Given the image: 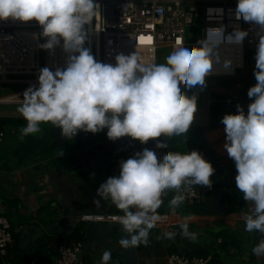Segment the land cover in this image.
I'll return each mask as SVG.
<instances>
[{"label":"clouds","instance_id":"1","mask_svg":"<svg viewBox=\"0 0 264 264\" xmlns=\"http://www.w3.org/2000/svg\"><path fill=\"white\" fill-rule=\"evenodd\" d=\"M97 17H101L100 5L95 0H0V21L36 22L46 38L40 48L51 51L62 42L67 55L64 69H41L39 87L23 93L17 109L26 121L21 140L40 133L42 124L59 128L68 140L80 131L96 134L104 129L110 140L130 137L141 144L185 135L194 121L197 96L188 97L182 86L189 90L206 86V78L220 61L215 49L225 42L242 44L248 35L236 29L225 37L223 27L209 29L207 39L198 41L200 47L177 46L164 63L145 62L134 52L117 55L113 65L98 62L84 47L86 28ZM235 18L254 23L264 32V0H238ZM255 61L257 83L247 93L253 100L247 115L237 105L238 114L225 115L221 123L226 133L224 148L238 173L236 186L252 205L242 216L245 231L264 236V35H260ZM230 66V60L224 61L225 68ZM165 147L166 143H156V148ZM57 155L62 157L63 150ZM214 172L197 151H169L158 160L154 151L144 148L121 162L119 177H109L97 191V196L110 200L123 213L113 218L127 234L119 240L120 246H147L151 230L166 219L158 210L168 192L176 193L168 204L175 214L192 186L211 187ZM93 203L100 206L99 200ZM190 219L180 223V234L195 243L198 235L189 230ZM176 235L165 232L160 238L172 240ZM252 252L264 256V239ZM110 260L111 252L105 251L102 264Z\"/></svg>","mask_w":264,"mask_h":264},{"label":"crops","instance_id":"2","mask_svg":"<svg viewBox=\"0 0 264 264\" xmlns=\"http://www.w3.org/2000/svg\"><path fill=\"white\" fill-rule=\"evenodd\" d=\"M255 54L254 50L248 51L247 58L251 56L256 63ZM255 63L247 65L236 80L208 78L203 88L183 90L188 97L197 96V111L188 132L148 142L152 141L146 147L156 153L158 160L169 151L190 153L203 148L215 172L211 177L214 190L204 203L194 206L184 201L173 214L168 204L175 191L168 192L158 210L166 219L151 230L147 246L122 248L119 240L127 238V234L113 218L123 213L110 200L97 196L102 183L120 174L111 155L116 143L104 130L96 134L81 132L68 140L61 136L59 128L42 124L41 132L31 135L33 138L26 141L20 154L17 149L22 144L21 132L19 128L11 130L10 138L5 137L0 146V215L11 227L10 252L20 249L36 255L39 251L37 258L54 264L58 244L67 237L68 241L76 238L82 242L83 264H102L105 251L111 252L109 264H166L170 253L197 256L203 251L211 256L210 264H264V256L257 257L252 252L262 234L245 231L242 216L252 205L236 186L238 173L224 148L226 133L221 123L225 115L238 114L237 105L247 115L253 100L244 89L245 76L254 73ZM135 142L137 146L141 144ZM157 142L168 147L156 148ZM61 149L64 155L59 157ZM94 200L100 201L99 207ZM185 217L191 218L189 230L198 235L195 243L180 234L179 225ZM161 228L177 235L172 240L161 239Z\"/></svg>","mask_w":264,"mask_h":264},{"label":"built area","instance_id":"3","mask_svg":"<svg viewBox=\"0 0 264 264\" xmlns=\"http://www.w3.org/2000/svg\"><path fill=\"white\" fill-rule=\"evenodd\" d=\"M100 5L101 17L87 26L88 38L84 45L98 62L115 65L119 54L136 52L145 62L158 63V50L166 48L170 53L177 46L200 47V40L207 39L209 29L224 28V36L234 30L248 32L242 44L221 43L218 52L220 61L215 63L211 74L206 78L237 79V70L245 71L248 51H256L260 35H264L258 25L235 18L238 0H95ZM131 6V7H130ZM199 29L195 30L197 26ZM96 29L98 31H96ZM189 30V31H188ZM194 33V35L192 34ZM42 28L36 22L0 21V84H23L22 91L0 98V104L22 103L20 96L29 87H39L40 70L47 67L51 71L66 67L67 55L61 46L54 50H43L40 45L46 42ZM190 38L196 41H190ZM256 56V54H255ZM254 56V59H255ZM231 66L225 68L224 61ZM237 86H241L239 83ZM5 138L0 131V146ZM152 143V141H151ZM146 144L136 145L129 137H124L122 145L111 150L113 164L120 171V164L126 156L134 157L142 152ZM207 161L206 150L196 148ZM212 181V178H210ZM214 190L202 185L192 186L185 192L188 205L201 204ZM176 194V193H175ZM159 228V227H158ZM162 233L169 231L161 228ZM13 242L8 220L0 215V256L3 264H11L9 248ZM81 242L60 244L54 264H82ZM210 258H192L168 255L166 264H209ZM29 264H42L36 258Z\"/></svg>","mask_w":264,"mask_h":264},{"label":"trees","instance_id":"4","mask_svg":"<svg viewBox=\"0 0 264 264\" xmlns=\"http://www.w3.org/2000/svg\"><path fill=\"white\" fill-rule=\"evenodd\" d=\"M24 126H26V121L24 119L0 118V131H3V133L5 134V137L10 135L11 130L17 131V129L19 128L18 131L20 132L21 128ZM81 132H82V134L84 133L83 131H80V132H78V134L75 137L79 136V133H81ZM20 135H21V133L19 134V136ZM30 138H33V136L28 135V136L24 137L23 140H21L22 144L18 147L17 154H20L23 152V148L25 146V143ZM8 169H10V168H8ZM262 239H264V236H262ZM74 240H75L74 242H81V241H79V239H76V238ZM63 242H67L68 245L72 244V241H68L67 237L62 238V240L59 242L58 247H57V256L59 253L58 248H59L60 244ZM10 248L12 249V247H10ZM10 248H9V252H10ZM38 253H39V251H36V255H38ZM171 254H176L179 256L187 257L189 259H192V258H208L209 257L210 261H211V256L207 255V253L205 251H203V253H201V254H198L197 256H194V255L186 256L184 254L177 253V252L170 253L169 255H171ZM36 255H30V253H28L27 251L21 252L20 249H17V251H15V252L11 251L10 252L11 264H29L31 258L32 259L35 258ZM57 256H56V258H57ZM36 259L41 261L42 264H46V262H47V260H45V258L40 260L39 258L36 257ZM3 260L4 259L0 256V264H3ZM210 261H209V264H210ZM82 264H83V261H82Z\"/></svg>","mask_w":264,"mask_h":264},{"label":"rangeland","instance_id":"5","mask_svg":"<svg viewBox=\"0 0 264 264\" xmlns=\"http://www.w3.org/2000/svg\"><path fill=\"white\" fill-rule=\"evenodd\" d=\"M199 25L197 26V29H199ZM189 31V30H188ZM194 35V33H192ZM190 41H196V39L194 38H190ZM158 63H164L165 62V58L170 54V50L166 49V48H160L158 50ZM255 63L253 61V58H248L247 60V65L251 66V64ZM244 71L243 70H237L235 77L239 78L243 75ZM246 83L244 84V89L245 90H249L250 87L255 86V84L257 83L254 73L250 72L249 74H247L246 76ZM221 80V79H219ZM235 80V79H232ZM23 89H25V85L23 84H19V83H15V84H0V98L2 97H6L9 95H13L16 94L20 91H22ZM182 90H189L185 87L182 86ZM19 99L23 100V95L19 97ZM18 105H16V103L14 104H0V118L3 117H16V116H21V114L18 112ZM6 138H10V136H6Z\"/></svg>","mask_w":264,"mask_h":264},{"label":"water","instance_id":"6","mask_svg":"<svg viewBox=\"0 0 264 264\" xmlns=\"http://www.w3.org/2000/svg\"><path fill=\"white\" fill-rule=\"evenodd\" d=\"M104 131L107 133V129H104ZM130 138V137H129ZM113 141V140H112ZM115 143H116V145H122L123 143H124V137L123 138H120V139H118V140H115L114 141ZM151 143H147V145L146 146H149ZM129 158H131V157H128V158H126V160L127 159H129Z\"/></svg>","mask_w":264,"mask_h":264},{"label":"flooded vegetation","instance_id":"7","mask_svg":"<svg viewBox=\"0 0 264 264\" xmlns=\"http://www.w3.org/2000/svg\"><path fill=\"white\" fill-rule=\"evenodd\" d=\"M2 216V215H1Z\"/></svg>","mask_w":264,"mask_h":264}]
</instances>
